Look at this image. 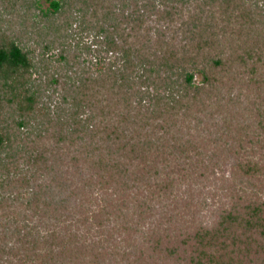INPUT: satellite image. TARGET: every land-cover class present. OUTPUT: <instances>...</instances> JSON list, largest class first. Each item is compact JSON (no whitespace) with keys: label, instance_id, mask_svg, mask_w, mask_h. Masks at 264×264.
<instances>
[{"label":"trees","instance_id":"16d2710c","mask_svg":"<svg viewBox=\"0 0 264 264\" xmlns=\"http://www.w3.org/2000/svg\"><path fill=\"white\" fill-rule=\"evenodd\" d=\"M45 1L0 0V264H264V0Z\"/></svg>","mask_w":264,"mask_h":264},{"label":"rangeland","instance_id":"374dc122","mask_svg":"<svg viewBox=\"0 0 264 264\" xmlns=\"http://www.w3.org/2000/svg\"><path fill=\"white\" fill-rule=\"evenodd\" d=\"M42 2L44 3V5H47V2L45 0H42ZM181 23V21H178L177 24L175 25H172V27H175V26H179V24ZM84 37L82 38V43L81 44H87V45H90L91 44V50L90 51H87V49L83 46H81V57L82 59H85V64L88 65L91 70L93 71L94 74H97L99 73V70H104L107 66V64L109 62H113V60H115V55H112L110 53H106V51L103 49L102 45H99V44H92V41H93V37L92 35H83ZM80 36H75L74 38H71V42L73 44H75L78 40ZM39 50V47H36V51L38 52ZM50 53H53V58H54V61L52 63L53 65V69H57L58 71H61V66H62V63L61 62H57L55 60V58L57 57V54H58V49L55 48L53 50H51ZM200 76H198L197 78H199ZM236 85V84H234ZM231 88L232 91H229L230 94L227 92L228 88H226V92H224L221 96H225V100H223V103L224 104H227L229 106H232V107H235L236 110H240L239 107L241 108H245L244 112L245 113V116L244 117H239V120L240 122H246V123H250L251 121L253 122L255 120V117L253 116L254 113H252L253 111H251L254 106L250 100V94H252L253 96V93H250L249 89L248 88H245V87H241L240 85H236ZM241 88V89H240ZM233 98V101H228L227 98ZM254 97V96H253ZM207 115V114H206ZM205 114H201V118H203L205 121H203V123L200 125V126H203L205 128H207V131L208 130H216L217 127L219 125H222L224 123V116H219V115H216L213 119H211L210 117L206 116ZM209 122V123H208ZM192 123L196 124L195 121H193ZM208 123V124H207ZM208 125V127H206L205 125ZM206 131V132H207ZM231 160H233L231 158ZM224 170L226 173L229 172L230 170V167L229 165H225L224 166ZM199 180V179H198ZM189 181L192 183V188L195 190L197 188V186L199 185V181H195V180H192L191 178L189 179ZM198 184V185H197ZM186 187V184H183L182 185V188H185ZM206 210H204L205 212ZM206 213V212H205Z\"/></svg>","mask_w":264,"mask_h":264}]
</instances>
